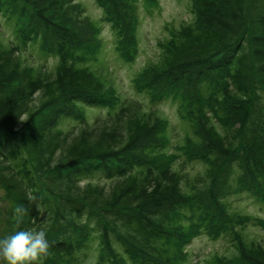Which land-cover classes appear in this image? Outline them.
Returning a JSON list of instances; mask_svg holds the SVG:
<instances>
[{
	"label": "trees",
	"instance_id": "1",
	"mask_svg": "<svg viewBox=\"0 0 264 264\" xmlns=\"http://www.w3.org/2000/svg\"><path fill=\"white\" fill-rule=\"evenodd\" d=\"M189 1L193 20L168 27L160 58L133 79L151 104L173 102L189 128L176 148L207 168L208 181L186 194L169 121L123 97L109 79V87L96 88L76 81L78 65H104L100 29L85 6L0 0V15L18 38L55 59L42 73L23 65L0 38V137L9 145L7 162L30 190L9 189L0 179L13 205L1 238L45 230L51 247L44 264H83L92 252L96 264H190L187 247L205 233L227 241L233 252L211 254L205 264H264V239L249 240L247 232L264 229V219L234 212L228 202L244 193L264 202V0ZM96 2L119 58L137 56L141 10L158 0ZM39 92L49 102L22 123ZM132 108L142 116L133 126V116L124 123ZM98 112L106 116L93 123L111 129L90 128ZM71 122L88 127L71 139L77 127ZM220 127L231 128V137ZM88 130L98 137H88ZM95 173L116 185L106 192L93 183L81 186ZM17 205L27 209L19 224Z\"/></svg>",
	"mask_w": 264,
	"mask_h": 264
},
{
	"label": "rangeland",
	"instance_id": "2",
	"mask_svg": "<svg viewBox=\"0 0 264 264\" xmlns=\"http://www.w3.org/2000/svg\"><path fill=\"white\" fill-rule=\"evenodd\" d=\"M87 9L88 15L93 19L95 25L100 29V35L103 39V44L100 48V56L103 59V64L97 63L93 65L92 68L88 67V64L83 65L81 69V64L78 68L82 70L77 74L76 81L83 84L84 86H89L90 88L96 87H109L111 81L121 95L132 102L136 103L143 110L147 112H157L161 116L169 121L170 132L173 138V145L171 146V151L174 154L179 155L177 170L182 174V181L180 182V189L186 194L190 193L194 186H203L207 180L208 170L203 164L199 162H190L187 156L179 153L176 147L177 144L185 143L186 138L189 136V128L180 119L177 106L171 101H160L155 104H151L148 100V95L142 93L135 88L133 79L135 75L143 68L145 65L155 62L160 58L162 51L160 50L159 43L169 37L168 27L174 26L180 28L181 26L187 25L193 20V15L191 13V4L189 0H158V6L154 8L144 7L141 10V24L138 28L137 33V56L134 55L132 59L122 60L119 58L115 45L114 36L109 25L104 23L102 20V10L98 7L96 0H78ZM101 27V28H100ZM0 38L2 42L14 49V57L17 58L23 65L32 66L42 70V73L48 72L52 69L55 63V59L51 57L44 56L39 50V46L36 42L28 41L23 43L21 39L18 38L14 30V26L8 22L3 16L0 15ZM132 60V61H131ZM97 86V84H100ZM53 88L56 90H61V86H57L56 83L53 84ZM50 98H47L43 92H39L33 97L30 110L23 117L22 123L27 122L33 116L37 114L39 110L44 107V104L48 103ZM159 111V112H158ZM96 113L92 116L94 118L89 119L90 128H97L95 133H99L104 128L111 129L110 125L106 122H95L97 118L105 117L106 114ZM130 115L125 117V124H129L128 118L131 116L130 124L133 126L142 117L139 112L132 108L130 109ZM77 124L71 122L69 126L76 125L73 127V133L70 136L74 139L78 136L80 127H88L84 124L76 122ZM96 123H98L96 125ZM232 122L229 123L231 126ZM71 127H69L70 129ZM222 128V129H221ZM221 134L228 132L231 137V128H227L224 131V127H220ZM69 133V132H68ZM67 133V135H68ZM88 137L97 138L98 134L94 135L93 130H88ZM1 136V134H0ZM104 142L105 136L100 135ZM2 137H0V148L3 156L0 155V179L4 181L5 187L9 189H14L19 187L30 194V190L24 186L23 181L14 172V167H10L8 160L9 145L1 142ZM121 137H118V139ZM116 141H113L115 143ZM107 145V144H105ZM3 157V158H2ZM81 186L85 184L93 183L95 187L103 188L106 192L116 185L115 180H110L104 177L102 174L95 173L83 179ZM0 184V238L5 235L4 230L6 228V221L9 220V212L13 205L9 197L7 196V189ZM232 211L251 215L254 217H259L264 219V202L259 199L251 197L249 194L244 193L241 195H236L228 200ZM263 225V224H261ZM249 240H260L264 239V229L262 226L250 227L248 229ZM251 238V239H250ZM264 241V240H263ZM262 243V241H260ZM227 241L225 240H214L208 237L205 233H201L199 237L193 240V243L187 247L189 251V257L192 261L190 264H205V260L214 253L227 254L232 252L227 246ZM234 248V247H232ZM233 253V252H232ZM97 260L95 253H91L84 260L83 264H96Z\"/></svg>",
	"mask_w": 264,
	"mask_h": 264
},
{
	"label": "clouds",
	"instance_id": "3",
	"mask_svg": "<svg viewBox=\"0 0 264 264\" xmlns=\"http://www.w3.org/2000/svg\"><path fill=\"white\" fill-rule=\"evenodd\" d=\"M27 209L17 205L13 210L16 222L23 221ZM51 242L43 229L18 230L0 238V264H44Z\"/></svg>",
	"mask_w": 264,
	"mask_h": 264
}]
</instances>
